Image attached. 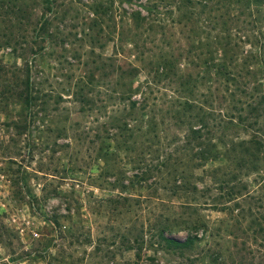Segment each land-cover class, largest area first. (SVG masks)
Masks as SVG:
<instances>
[{
    "label": "rangeland",
    "instance_id": "1",
    "mask_svg": "<svg viewBox=\"0 0 264 264\" xmlns=\"http://www.w3.org/2000/svg\"><path fill=\"white\" fill-rule=\"evenodd\" d=\"M191 1L0 0V264H264V6Z\"/></svg>",
    "mask_w": 264,
    "mask_h": 264
},
{
    "label": "trees",
    "instance_id": "2",
    "mask_svg": "<svg viewBox=\"0 0 264 264\" xmlns=\"http://www.w3.org/2000/svg\"><path fill=\"white\" fill-rule=\"evenodd\" d=\"M184 1H190L189 3H191L193 5V9H195L196 5H194L191 0H184ZM228 1L229 0H209V15L212 14V12L214 10H216V9L217 10H224L226 7H228V4L226 3ZM257 2L260 3V6H264V0H257ZM229 3H232L229 6L230 8H232L233 6H234V8L235 7L237 8L238 5H240V4H238L239 1H237V2L229 1ZM199 4H201V6L203 8V11L205 12V10H206V8L208 6L207 5L208 4V0H200ZM236 4H237V6H236ZM143 7L146 10H148L149 12H155L158 9V6H156L155 4H153L152 6L144 5ZM140 15H141V12H138V14H135L136 17L138 16L139 18H141ZM142 20H145V18L141 19V21ZM219 21H220L219 18H214L213 16H209V23L215 24V28H214L215 31L216 30L219 31V28H217L219 26L220 22H221V21L220 22ZM200 23H202V20L198 21L199 26L202 25ZM223 25H225V23H223ZM200 28H201V26H200ZM36 32H37L36 33V38L42 37V39L46 41V39L48 40L51 37V34L48 35L49 27H48L47 23L46 24L43 23L42 26L39 27ZM224 39L225 38H223L220 35L219 36H215V41H213V43L216 45L217 53H219L221 51L222 57L219 58V60H215V53L216 52L214 54H212L213 60H209V62L211 63V66H209V68L215 67L214 75L216 77H220V76L227 77L226 78L227 79V83H229L230 80H233L234 82H236L237 78L231 79V78L228 77V74L230 72V69H229L230 64H229V62H231L230 59L231 58L233 59V56H235V54H233L232 56L229 55L230 51L228 50V47L230 46V42L229 43L227 42V43H225L226 45L221 46V44H223L222 42L224 41ZM217 44H220V47L222 49L218 50ZM209 45H211L210 40H209ZM193 46H194V44H193ZM27 76L28 77H27V80L25 82V84L27 85V87H26L27 92H26L25 97L23 96V92H20L21 93L20 97H21V99L24 100V103H25L24 105L25 106H28V105L30 106V103L32 102V99H33L32 94H31V92L33 93V87L31 88V86H32L31 76L30 75H27ZM261 83H262V81L258 82V84H260L259 85L260 87H261ZM225 86L227 87V90L230 91L229 95H231L233 98H235V96L239 93V92H236V90L238 88L236 90H233L231 85L225 84ZM236 86H238V85H236ZM255 87H256V90H259L258 86H255ZM124 93H126V91ZM18 95H19V93H18ZM127 95L129 96V99L132 96L130 94H127ZM123 97L125 98V96H123ZM82 98H84V97L82 96ZM255 104H256V106L253 105V104H250V103L247 104L248 108L250 107V110H249L250 113H248V114L252 115V117L254 119V121H253L254 123H259L260 117L262 115H264V93L260 95L259 100H257L255 102ZM136 107H137V102L136 101H132L131 106H130V111H128V113L126 114L127 115L126 119L127 118L130 119L133 116ZM240 119H241V121H248V118L244 117V115H242V114H240ZM123 120H125V119H123ZM229 123L232 126L235 125L233 121L229 122ZM122 124L124 126L123 127V131L124 132L129 130V128H128L129 127V120L128 121H124ZM241 124H243V123H241ZM234 127L239 128L240 124H236ZM248 127H252V126L248 125ZM194 132H196V131H194ZM233 144H235V143L233 142ZM247 144H256V147L254 149H252V153H255V152L257 153L258 151H260V153H261V151H263V149H264V136H262V137L256 136L255 138H251V140L243 141V142L240 143V146H245ZM228 152L229 151H226L227 155H228ZM196 157H197V159H200L201 161H205V160L208 159L207 156H205L204 153L200 152V151H199V154L198 153L196 154ZM217 157H218V155H215L214 157H212L210 159H216ZM238 158L239 157H237V159ZM240 159L244 160L243 157H240ZM222 190L223 191L225 190L224 187L222 188ZM164 232H165V230L162 232L161 238L166 243H168L170 246L187 247L188 245H190V243L193 242L192 238L188 239L186 242H181V241H178V240L173 239V238H168V237H166Z\"/></svg>",
    "mask_w": 264,
    "mask_h": 264
}]
</instances>
